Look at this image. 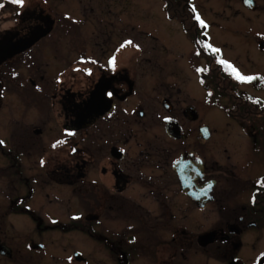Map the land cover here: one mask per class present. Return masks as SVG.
<instances>
[{"label": "flooded vegetation", "instance_id": "flooded-vegetation-1", "mask_svg": "<svg viewBox=\"0 0 264 264\" xmlns=\"http://www.w3.org/2000/svg\"><path fill=\"white\" fill-rule=\"evenodd\" d=\"M0 5V48L25 45L0 61V264H264V98L239 87L264 66L231 50L264 0ZM223 98L239 153L210 147Z\"/></svg>", "mask_w": 264, "mask_h": 264}, {"label": "rangeland", "instance_id": "rangeland-1", "mask_svg": "<svg viewBox=\"0 0 264 264\" xmlns=\"http://www.w3.org/2000/svg\"><path fill=\"white\" fill-rule=\"evenodd\" d=\"M215 20L218 21L217 19H215ZM218 23L220 24V21H218ZM224 24H225V22H224ZM245 24H247V22ZM251 26H252V47H249L248 51H244V50L234 51V49H231V50L234 52L235 56L237 55L240 57V60L242 63H244L246 69L249 68L250 64L246 61L244 56L251 54L252 61L254 63V65H253L254 69H255L256 73L260 75L261 74V68H262V66H264L263 65L264 64V53H263L264 52V46L263 45L261 46V42L263 41V38H264V16L259 17V18L252 17ZM227 29L228 28L226 26H223V30H227ZM181 32L184 35V32L183 31H181ZM223 33H225V32H223ZM176 35H179L181 37V35L178 33H176ZM180 37H178V38L180 39ZM256 37L260 38L259 42L256 41ZM181 41L183 44L182 43H176L175 44V50H176L175 54H176V57L183 58L182 62H181L183 64H178L177 67L176 66L173 67V69L175 70V72H173L174 73L173 76H175V77H173L172 79L177 78L179 76V73H182L179 71L181 68H182V71L184 70L185 74H187L191 78L193 77L192 76L193 72L188 70V68L186 67V65H188V63H189V59L192 57V49L189 48V46L187 45V43L185 41H183V39ZM168 51H169V49H168ZM165 57H167V54L165 55ZM185 83H186V81L182 82V84H185ZM249 83L250 82H247V84L240 85L239 86L240 89L241 90H243V89L248 90L247 92L251 95H252V92H254L255 95L257 96V98H264V84L261 83L259 80H257V81L255 80V85H254V83H252V84H249ZM224 100L225 99L223 98L219 102H215V103L210 102L209 119H210V122L213 124V126L214 125L218 126L220 121H223L225 124V122H227L228 120L230 121L231 124H229L228 127L226 129H223L222 131L217 130L218 133L216 132L213 135V140L210 141V147L214 148L212 145L215 143H219V141L221 140L222 143H225L227 145L229 144L231 147H233V151L237 153L238 151L240 152L242 150L241 144L243 145V141L245 140V138L250 137V135L247 133V131L245 129L243 130L239 126H237L233 122L234 120L229 119L226 116V114L223 112V110H225V109L221 105V102H223ZM211 129H212V126H210V130ZM233 139H239L240 140V142L238 143L237 146H235L233 144V142H232Z\"/></svg>", "mask_w": 264, "mask_h": 264}, {"label": "snow or ice", "instance_id": "snow-or-ice-1", "mask_svg": "<svg viewBox=\"0 0 264 264\" xmlns=\"http://www.w3.org/2000/svg\"><path fill=\"white\" fill-rule=\"evenodd\" d=\"M12 2L15 3V4H17V5H23V4H24V0H12ZM248 2L250 3L251 0H248ZM0 7H2V5H0ZM196 19L200 21V24H201L202 26H204V21L200 19L199 14H197ZM126 43L131 44L132 41H127ZM207 47H208L213 53H218V52H219V49L212 48L211 45H207ZM219 63H221V64H225V65H228V67L231 68L232 73L235 75V77H236L237 79H240V80H252V79H255V77H251V76H243V75H241V73L239 72V70L235 69V68H234L231 64H229V62H227V61L220 60ZM197 71H202V69H197ZM0 143H3V142L0 141ZM54 146H55V145H54ZM253 202H255V197H253Z\"/></svg>", "mask_w": 264, "mask_h": 264}, {"label": "trees", "instance_id": "trees-1", "mask_svg": "<svg viewBox=\"0 0 264 264\" xmlns=\"http://www.w3.org/2000/svg\"><path fill=\"white\" fill-rule=\"evenodd\" d=\"M210 66H211V68H209L210 74H212V75H219L220 74V72H221V66H219L215 62L211 63ZM209 83L213 85L212 86L213 87V90H217V82H213V81L209 80ZM213 100L214 101L217 100L216 96L213 97ZM238 100H239V98H238ZM249 104H250L249 102H248V104H238V105H236V107L247 108L249 106ZM248 112L249 111H243L240 114L242 116V118H246V121L252 120V113L250 115ZM260 129H262L261 132L264 133V125H262L260 127Z\"/></svg>", "mask_w": 264, "mask_h": 264}, {"label": "water", "instance_id": "water-1", "mask_svg": "<svg viewBox=\"0 0 264 264\" xmlns=\"http://www.w3.org/2000/svg\"><path fill=\"white\" fill-rule=\"evenodd\" d=\"M25 45H22L21 47H17V48H5V47H1L0 48V61L7 56L8 54H10L11 52H17L19 51L21 48H23ZM213 180H210V187L212 185Z\"/></svg>", "mask_w": 264, "mask_h": 264}]
</instances>
